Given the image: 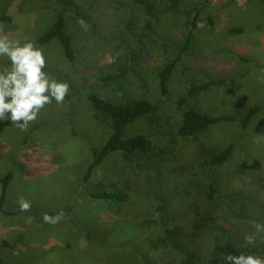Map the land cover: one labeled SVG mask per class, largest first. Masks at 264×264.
I'll list each match as a JSON object with an SVG mask.
<instances>
[{
	"label": "rangeland",
	"instance_id": "1",
	"mask_svg": "<svg viewBox=\"0 0 264 264\" xmlns=\"http://www.w3.org/2000/svg\"><path fill=\"white\" fill-rule=\"evenodd\" d=\"M108 2L101 0V7L95 10L98 22L94 29L79 24L78 20L71 21L70 33L79 49L81 62L67 64L55 41L42 46L36 41L53 21L55 0H0V25L4 27V34L21 44L32 42L45 57L43 71L58 82L68 83L73 94L70 101L64 100L58 105L53 99L45 105L25 131L9 120L0 121V179L9 172L14 178L7 209L19 211L17 201L20 197L32 205L29 212L19 211V219L15 222L27 227L28 217L42 222L46 210L65 209L64 218L58 224L43 223L39 234L35 233L41 240H50L49 248L43 250L42 260L46 262L36 264H144V261L163 264L174 257L168 244L162 246L160 243L164 239L156 231L158 216L153 200L145 196L148 189L142 188L140 193L143 176L138 175L134 180L132 163L123 154L111 155L95 180L113 181L126 189L130 186L125 190L128 194L125 201L119 204L97 201L90 197L96 182L91 181V187L82 184L91 162V148L102 146L111 133L109 122L99 119L84 101L82 90L92 87L105 99L118 102L152 99L154 113L130 126L126 136L142 134L162 145H169L174 139L182 110L177 101L191 86L220 82L191 99L190 105L211 116L240 119L247 110L257 107L258 113L245 132L239 122L221 123L208 133L205 145L214 148L228 143L235 145L232 159L217 174L221 175V180L242 175L245 181L250 178L256 181L261 189L256 197L257 204L262 203L263 207L255 222L264 224V0H182L183 9L205 3L216 18V26L211 30L204 21L200 22L196 45L191 55L183 56V61L179 62L166 97L160 96L156 72L173 57V48L164 49L153 36L149 42L141 26L133 27V33L138 41L145 39L146 43L139 42L142 49L149 46L153 51L133 66L135 72L128 71L119 87L114 83L91 85L85 82L101 73H117L127 66L126 54L131 42L125 35V42L119 41L120 37L117 40L112 37L114 33L121 34L124 24L118 22L113 2L112 7ZM170 18L174 23H164L163 29L167 31L165 39H170L173 47L178 44L176 40L183 37V32L180 30L181 17L172 15ZM235 27L243 29V33L229 36L228 30ZM102 36H105L103 42ZM9 66L8 58L0 57V71ZM196 144L191 140L187 147ZM183 158L191 161L192 157L187 154ZM172 165L177 169L185 166ZM186 165L190 166L191 162ZM173 170L165 171L161 178L170 211L175 212L188 197L196 202L206 198L207 193L201 187L203 179L206 182L202 171L198 177L191 176L190 172L180 173L179 177L175 176L174 184L171 182ZM127 178L136 183L125 181ZM32 213L38 215L32 216ZM0 232L5 235L7 228ZM238 232L249 234L244 228ZM65 239L70 245L59 255L54 252L57 248L51 240L62 242Z\"/></svg>",
	"mask_w": 264,
	"mask_h": 264
},
{
	"label": "trees",
	"instance_id": "2",
	"mask_svg": "<svg viewBox=\"0 0 264 264\" xmlns=\"http://www.w3.org/2000/svg\"><path fill=\"white\" fill-rule=\"evenodd\" d=\"M55 1L56 13L53 21L48 29L37 38V44L42 46L55 41L67 64H79L81 62L78 56L79 49L70 33L71 21L78 20L79 24L94 29L95 22H98L95 21V10L101 7V0ZM111 2L115 5L114 10L119 15L117 16L118 22L124 24L121 34L114 33L112 37L115 40L120 37L119 41L123 42L126 38L131 42L126 54L127 66L117 73L106 75L101 73L94 78L85 79V82L91 85L114 83L119 87L128 71L135 72L133 66L153 51L149 46L142 49L139 42L146 43L145 39L138 41L133 33V27L141 26L144 33L149 36V42L150 37L153 36V40L162 44L164 49L173 48V57H170L156 72L160 96L166 97L169 93L171 77L179 62L183 61V56H190L193 46L196 45V32L201 31L200 22L204 21L207 27L214 30L216 18L205 3H197L183 9L182 0H127V2L109 0V6ZM72 9H75L74 13ZM34 15L36 16L35 13ZM172 15L181 17L180 30L182 29L183 32V37L178 38L176 40L178 44L173 47H171L172 41L165 39L167 31L163 29L164 23H174L170 18ZM3 20H7V17H3ZM227 33L229 36H237L243 33V29L230 28ZM104 37H101L102 42ZM201 45L200 43V50ZM218 84H220L218 81H209L198 86H191L186 95L178 99L177 106L182 110L174 132V139L169 145L158 144L156 140L142 134L126 136V131L130 126L154 113L155 104L152 99L134 98L118 102L114 99H105L94 91V87L88 91L82 90L85 96L84 101L99 115V119L108 121L111 127V133L105 143L102 146L91 148V162L86 168L82 184H88L91 187L89 183L93 180L96 182L93 184L94 189L90 192V197L97 201H110L117 204L125 201L128 196L125 190L130 189V186L127 185L126 189L113 181L95 180V175L111 155L123 154L127 161L132 163L131 170L134 180L138 175L143 176L140 193L142 188L148 189L145 196L153 200L158 216L156 231L164 239L160 240V243L162 246L168 244L174 256L163 264H227L224 258L227 254H245L264 258V235L256 234L252 227V223L262 212L263 204H257L256 199L261 189L251 178L245 181L242 175H239L240 178L229 177L221 180V175L217 174V171L232 159L235 152L234 144L228 143L223 147L215 148L213 145H205L208 133L221 123L239 122L242 131L245 132L257 115L258 108L253 107L247 110L240 119H237L233 116H211L197 106L190 105L193 97L206 92L210 86ZM72 98L73 94L69 90L64 100L70 101ZM191 140L197 144L187 147V142ZM187 154L192 157L191 161L183 158ZM187 162H191V165L187 166ZM174 163H181L187 167L181 166L177 169L172 165ZM171 170L174 171L171 174L173 183L175 176L179 177L180 173L190 172L191 176L198 177V173L202 171L201 176L206 178V182L203 179L201 187L207 193L206 198L202 202H196L195 199L188 200V197L182 204L180 203V207L174 210L175 212L170 211L168 209L169 200L163 189L161 178L165 171L171 172ZM12 179L11 172L0 179V213L7 215H15L13 212L3 211L9 183ZM129 180L131 179L127 178L125 181L136 183L134 180ZM59 211L61 210L46 213L55 215ZM243 228L249 230L248 235H256L254 245L245 243V235L238 232ZM0 264H6L1 257ZM144 264H161V262L144 261Z\"/></svg>",
	"mask_w": 264,
	"mask_h": 264
},
{
	"label": "clouds",
	"instance_id": "3",
	"mask_svg": "<svg viewBox=\"0 0 264 264\" xmlns=\"http://www.w3.org/2000/svg\"><path fill=\"white\" fill-rule=\"evenodd\" d=\"M0 57H7L10 66L0 71V121L9 120L21 131L27 130L29 124L38 118L45 105L53 99L59 105L69 93V84L50 78L43 69L46 66L42 51L32 42L21 44L4 34L0 25ZM18 210L29 212L31 202L18 198ZM64 218L63 210L55 215L45 213L44 223L55 226ZM28 222H31L29 218ZM256 234L264 235V224L252 223ZM256 235L245 236V243L254 245ZM227 264H264V258L254 255H232L225 257Z\"/></svg>",
	"mask_w": 264,
	"mask_h": 264
},
{
	"label": "crops",
	"instance_id": "4",
	"mask_svg": "<svg viewBox=\"0 0 264 264\" xmlns=\"http://www.w3.org/2000/svg\"><path fill=\"white\" fill-rule=\"evenodd\" d=\"M13 185L14 178L9 183L3 211L5 213L13 212L15 215L0 213V229L7 228L5 235L1 234L0 232V255L6 264H36L37 262H46V259L42 260L44 252L43 250H47L49 248L50 240H41L38 236L35 237V233L37 235L39 234L44 221L38 222L36 218H31L30 224L25 227L24 225H20L15 222L19 219L17 218L20 216L17 215L19 211L7 209V198L9 193H11ZM53 210H63V212L65 211L63 207ZM48 211L52 210H46V212ZM31 215L37 216L38 214L32 213ZM51 241L52 245L56 246L57 248L54 252H57L59 255L64 254L63 250H67L66 247L70 245V241L66 239L62 242L61 240Z\"/></svg>",
	"mask_w": 264,
	"mask_h": 264
}]
</instances>
